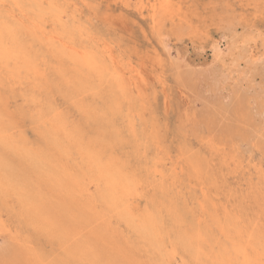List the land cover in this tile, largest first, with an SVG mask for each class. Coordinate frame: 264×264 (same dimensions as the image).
<instances>
[{
	"label": "rangeland",
	"instance_id": "obj_1",
	"mask_svg": "<svg viewBox=\"0 0 264 264\" xmlns=\"http://www.w3.org/2000/svg\"><path fill=\"white\" fill-rule=\"evenodd\" d=\"M0 45V264H264V0H0Z\"/></svg>",
	"mask_w": 264,
	"mask_h": 264
},
{
	"label": "bare ground",
	"instance_id": "obj_2",
	"mask_svg": "<svg viewBox=\"0 0 264 264\" xmlns=\"http://www.w3.org/2000/svg\"><path fill=\"white\" fill-rule=\"evenodd\" d=\"M9 4V3H8ZM160 7L162 10H164L163 8L166 6H163L160 4ZM6 27V26H5ZM5 29V28H4ZM12 34V33H11ZM12 37V36H11ZM8 41V40H7ZM68 45V44H67ZM1 47V45H0ZM218 48V47H217ZM13 49V48H12ZM230 49V48H229ZM224 54V52H223ZM4 55V54H3ZM7 55V54H6ZM5 55V56H6ZM19 55V54H18ZM74 55V54H73ZM17 56V55H16ZM84 56V55H83ZM87 58V57H86ZM91 58V57H90ZM10 59V58H9ZM15 59H17L15 57ZM22 59V60H21ZM21 61L24 60V57L21 56ZM88 59V58H87ZM224 59V58H223ZM94 61V60H93ZM89 63V61H88ZM87 63V64H88ZM41 91V90H40ZM3 101V100H2ZM26 105V104H25ZM4 115V111L3 109H0V116ZM58 119V118H57ZM59 126V125H58ZM205 138V137H204ZM100 160V157L98 158ZM62 160V159H61ZM99 160H97L96 158H94L93 161L98 162ZM261 161V160H260ZM105 163H100L98 166V179L103 181V184L105 186V188H107V191H111L113 194V198L110 194L109 195V201H110V205H112L117 211H120L123 216L126 218V220L128 221V223L131 225V227H133L134 229H136L137 231H148L149 228L151 227L152 222H151V216L150 215H144L141 214V212L138 210V207L140 206H130L127 201L125 200V198L122 196L125 191L128 190V183L126 182L125 179H123V177L121 176V174L116 171L118 170V166L116 163L114 164H106ZM81 166V165H80ZM83 167V166H82ZM249 167V165H248ZM247 169V168H246ZM236 170V168H235ZM94 172V171H93ZM129 176V175H128ZM252 176V175H250ZM58 177V176H56ZM132 179V178H130ZM247 180V179H246ZM252 180V179H251ZM57 181L60 182L61 186L64 187L65 189H67L66 191L69 192H74L75 194H79L81 197H83L82 191L84 189L82 188H78V187H74L75 183H73V180L71 178V176L66 173V172H61L60 176L57 178ZM79 183V182H78ZM100 183V182H99ZM59 184V185H60ZM132 187V186H131ZM104 188V189H105ZM132 193V192H130ZM255 193V192H254ZM116 194L118 195V197L116 196ZM137 197V196H136ZM159 203V202H158ZM97 204V203H96ZM138 205V203H136ZM153 215V214H152ZM258 222V221H257ZM257 224V223H256ZM237 226V225H236ZM234 228V232L236 233L237 239L239 240L241 237V234L243 235L245 233V239L244 241H242V243H240L239 245L236 246V244L234 243V248L236 247V251L239 253L241 260L243 259V261L245 262V259L247 258L249 249L256 251V255H257V259H259V257H261L259 254L262 253L264 255V245L263 244H259V245H255L257 243V236H258V232H254L251 230V232H243L241 227L238 228ZM256 226V225H255ZM234 227V226H233ZM257 227V226H256ZM260 228V227H259ZM260 231V230H259ZM94 233V232H92ZM98 233V232H97ZM100 233H98L99 235ZM257 234V235H256ZM96 235V233H95ZM97 235V236H98ZM256 235V236H255ZM95 237V236H94ZM262 237L264 239V233L262 234ZM165 238V237H164ZM256 240L254 246H252V242L253 240ZM231 241V240H230ZM250 245V247L248 246ZM167 247V246H166ZM160 252V251H159ZM116 253V252H115ZM160 254V253H159ZM261 254V255H262ZM15 255V254H14ZM161 255V254H160ZM17 256V255H16ZM161 257V256H160ZM5 260V259H4ZM123 260V259H121ZM2 261V260H1ZM18 262V261H17ZM227 263V262H226Z\"/></svg>",
	"mask_w": 264,
	"mask_h": 264
}]
</instances>
